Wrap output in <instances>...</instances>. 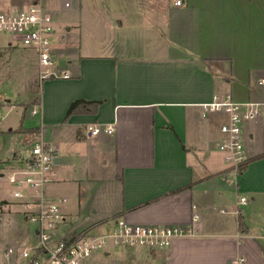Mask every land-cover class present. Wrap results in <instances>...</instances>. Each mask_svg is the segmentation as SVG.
Listing matches in <instances>:
<instances>
[{
	"label": "crops",
	"instance_id": "crops-1",
	"mask_svg": "<svg viewBox=\"0 0 264 264\" xmlns=\"http://www.w3.org/2000/svg\"><path fill=\"white\" fill-rule=\"evenodd\" d=\"M42 4L57 28L65 27L56 51L70 77L41 81L37 55L19 45L7 56L28 53L18 63L21 76L8 81L0 67V111L7 114L0 139H8L0 146V202H6L0 207L17 203L3 180L25 166L15 145L38 132L26 124L36 106L28 90L37 87L45 142L58 160L49 196L68 198L67 204L76 197L63 208L67 220L87 213L101 217L82 229L120 217L195 228V238L168 249L130 254L141 264H231L238 258L264 264V157L256 159L264 155V111L245 126L248 163L235 171L218 150L227 118L203 109L225 94L239 103L264 99V0H185L181 7L174 0ZM66 38L69 55L60 52ZM2 43L0 50L12 41ZM76 101L100 105L96 111L79 105L67 118ZM93 124L114 132L91 136ZM11 220L19 226L15 217L5 224ZM11 248L19 250L7 248L0 264H19Z\"/></svg>",
	"mask_w": 264,
	"mask_h": 264
},
{
	"label": "built area",
	"instance_id": "built-area-1",
	"mask_svg": "<svg viewBox=\"0 0 264 264\" xmlns=\"http://www.w3.org/2000/svg\"><path fill=\"white\" fill-rule=\"evenodd\" d=\"M79 1V0H73ZM185 0H174L176 7L184 5ZM65 8L71 2L64 4ZM58 28L51 13L42 4V0L26 7L0 13V34H9L12 42L22 48L33 50L37 55L40 80L68 79L67 71L61 69L60 56L56 51ZM260 86L264 81L259 82ZM205 112L225 116L227 122L221 124V139L218 150L224 155L229 168L239 171L247 163L245 145V126L259 121L264 111V99L245 103L236 102L231 94L215 96L213 102L203 106ZM32 116L39 114L38 107L31 111ZM7 114L0 111V121ZM38 132L28 139V158L21 169L8 174V183L12 187V197L22 208V218L35 227V245L29 249H9L8 254L18 258L19 264H107L116 247L124 249L127 257L114 259L108 264H141L130 254L137 251L152 252L170 248L180 239L196 237L193 226H159L133 224L125 218L104 221L102 224L82 230L66 229V214L63 208L66 198L48 199L45 186L54 177V152L45 142L43 124ZM91 136L102 133L112 135L113 126L103 127L97 124L88 126ZM245 204L246 199L242 198ZM103 228L102 231L96 229ZM264 239V228L262 229ZM243 258L231 264H243Z\"/></svg>",
	"mask_w": 264,
	"mask_h": 264
},
{
	"label": "rangeland",
	"instance_id": "rangeland-1",
	"mask_svg": "<svg viewBox=\"0 0 264 264\" xmlns=\"http://www.w3.org/2000/svg\"><path fill=\"white\" fill-rule=\"evenodd\" d=\"M22 2L26 3L27 0H0V13L1 12H8L11 10H15L13 6L16 5H20L22 4ZM13 7V9H12ZM61 35H66L65 33V27H61L60 29H58L57 31V35H56V39H57V44L58 42L61 41ZM72 37L75 39V36L77 37V35L71 34ZM0 42L2 41V45H7L8 42H10V40L12 41V37L9 34H1L0 35ZM70 39V38H69ZM76 40V39H75ZM65 50H62L60 52H63L67 55H69L70 51H72V48L68 47L67 44L68 43V38L65 39ZM15 43L12 42L10 46L1 49L0 52L3 54V57L0 59L1 61V71L3 72V74L5 75V78L7 77V80L10 81L9 79L12 78H18L21 76V65H19V61L20 59L22 60L23 58H25V55L28 53H24L25 55H21L20 51H17L11 58H9L7 55L11 52L14 51L16 49H20L18 46L14 45ZM70 45V44H69ZM15 46V47H14ZM73 46V45H71ZM60 49V48H59ZM62 49V48H61ZM33 50H29L28 52H31L32 54ZM34 52V51H33ZM35 53V52H34ZM6 57H5V56ZM34 56V54H32ZM65 59L62 57L61 62H64ZM9 67V68H8ZM32 69L33 71L36 69L35 65H32ZM7 87H14V86H10L8 85ZM15 88H12L11 92L12 95H14L15 93ZM28 94L33 98V102H36V106L38 105V88H31L30 90H28ZM33 107V109L35 108ZM32 111V110H31ZM30 111V113H31ZM5 113V112H4ZM11 116V118L16 117L17 115L15 113L9 114ZM41 115L40 113L37 116H32V114H30L29 118H27V123L28 124V128L30 127H39L41 123ZM50 139V137H48V140ZM7 137H3V139H0V146H4L8 143H6ZM30 140V139H28ZM28 140L25 142V144H21L18 143L15 145V148L17 150H20V155L23 156L24 159L28 158V154H29V145H28ZM45 141L47 142V137H45ZM17 158L16 154L14 153L13 158ZM4 183H5V191L6 192H12V187L8 184V174L5 176L4 178ZM51 185H47L45 186V195L48 199L51 200H55L50 198L49 194L50 192H53L52 190V186ZM54 186H58V184H55ZM68 192V191H67ZM72 192V190H71ZM6 195V194H5ZM4 195V196H5ZM14 199V198H13ZM57 199V198H56ZM68 199V198H67ZM76 199V197H74L71 194V198H69L68 200V204L65 205V209H67L68 207H72L73 205V201ZM13 207H8L6 208V210L4 211L3 208L4 207H0V256L1 254H3V252L9 248V247H14L16 246L19 249H29L32 248L35 245V237H34V232H35V227L32 225H28L22 218V208L19 206V204L15 203L13 204ZM2 212V213H1ZM9 213V214H6ZM15 217L18 221V224L20 226V229H18L17 225H14V222L9 221L5 224V219H11ZM100 214H69L68 220H67V224L64 225V227L66 229H82L88 225H90L91 223L97 221L98 219H100ZM98 231H102L103 228H99L96 229ZM138 252V251H137ZM136 253V252H135ZM133 253V254H135ZM121 257H127L126 252L124 251V249L116 247L113 252H112V257L109 259L108 262L114 260V259H119ZM107 262V264H108Z\"/></svg>",
	"mask_w": 264,
	"mask_h": 264
},
{
	"label": "trees",
	"instance_id": "trees-1",
	"mask_svg": "<svg viewBox=\"0 0 264 264\" xmlns=\"http://www.w3.org/2000/svg\"><path fill=\"white\" fill-rule=\"evenodd\" d=\"M2 57H3V54L0 52V59H1ZM79 105H80V106L82 105V106L90 107L92 111H96V110L98 109L99 105H100V102L76 101V102H74V103L71 105V107H70V109H69V111H68L66 117L68 118L69 116H71L72 113H74L75 109H76ZM262 157H264V155H261V156H259V157L256 158V159H260V158H262ZM247 163H248V161H247ZM247 163L244 164V165L240 168V170L245 169ZM186 188H189V187H186ZM183 189H185V188H183ZM178 191H179V190H178ZM4 204H6L5 201H4V202H0V205H4ZM240 229H241L242 231L244 230V224H243V223H240Z\"/></svg>",
	"mask_w": 264,
	"mask_h": 264
},
{
	"label": "water",
	"instance_id": "water-1",
	"mask_svg": "<svg viewBox=\"0 0 264 264\" xmlns=\"http://www.w3.org/2000/svg\"><path fill=\"white\" fill-rule=\"evenodd\" d=\"M54 163H55V164L58 163V160H57V158H56V155H55Z\"/></svg>",
	"mask_w": 264,
	"mask_h": 264
}]
</instances>
